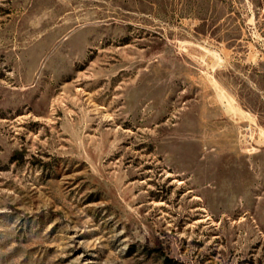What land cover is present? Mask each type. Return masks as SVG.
Instances as JSON below:
<instances>
[{
	"label": "rangeland",
	"instance_id": "obj_1",
	"mask_svg": "<svg viewBox=\"0 0 264 264\" xmlns=\"http://www.w3.org/2000/svg\"><path fill=\"white\" fill-rule=\"evenodd\" d=\"M0 264H264V0H0Z\"/></svg>",
	"mask_w": 264,
	"mask_h": 264
},
{
	"label": "bare ground",
	"instance_id": "obj_2",
	"mask_svg": "<svg viewBox=\"0 0 264 264\" xmlns=\"http://www.w3.org/2000/svg\"><path fill=\"white\" fill-rule=\"evenodd\" d=\"M232 108V107H231ZM233 110H235V109H233Z\"/></svg>",
	"mask_w": 264,
	"mask_h": 264
}]
</instances>
